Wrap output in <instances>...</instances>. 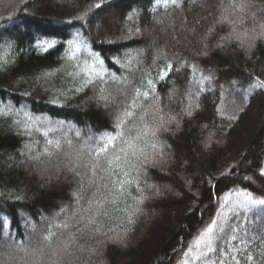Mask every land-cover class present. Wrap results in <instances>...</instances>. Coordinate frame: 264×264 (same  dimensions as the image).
I'll return each instance as SVG.
<instances>
[{"label":"trees","instance_id":"obj_1","mask_svg":"<svg viewBox=\"0 0 264 264\" xmlns=\"http://www.w3.org/2000/svg\"><path fill=\"white\" fill-rule=\"evenodd\" d=\"M261 80L264 0H0V264H264Z\"/></svg>","mask_w":264,"mask_h":264},{"label":"snow or ice","instance_id":"obj_2","mask_svg":"<svg viewBox=\"0 0 264 264\" xmlns=\"http://www.w3.org/2000/svg\"><path fill=\"white\" fill-rule=\"evenodd\" d=\"M171 2H172L173 5H177L178 0H171ZM96 6L99 7V5H96ZM243 7H244V5H241V10H243ZM218 22H227V21H218ZM232 31H235V28H233ZM221 39L224 40V39H227V38L226 37H222ZM168 70H171V66L170 65L168 66ZM89 71L90 72L94 71V69L90 68ZM164 75H167L166 71L164 72ZM161 78H163V77H161ZM147 83L149 85H151L152 81L148 80ZM259 85L264 87V80L259 81ZM143 96L147 98L148 97V93L144 92ZM129 115H131V114H129ZM152 135H155V132H153ZM115 147H116L115 144H113L112 145L113 151L115 150ZM129 147H131V145H129ZM123 151H124V149H121V152H123ZM100 152L108 153L109 152V147L108 146L102 147L100 149ZM100 152H97L95 155L99 156ZM120 160H121V156L120 155H115L114 157L107 158L106 163L108 164L109 167H111V165L114 162H119ZM85 166L89 168V170H90V172L92 173L93 176H95L96 171H97L98 168L102 169V165L100 164L99 161H96L94 164H89V163L86 162ZM92 183H94V181H90V186H91ZM120 190H123V185H121ZM230 196H231V193L225 194V197H224L225 201L230 199ZM250 205H262V206H264V199H254L250 194H248L246 203H241L240 206L241 207H248ZM64 226L66 227V225H64ZM216 227H217V221L213 220L212 223L207 227L205 232L201 233L200 238L197 239V241H196L197 248H199L201 246V244L204 243L205 240H208L209 242L211 241V234L214 232ZM52 235H53L52 233H49L48 236L44 237V240L45 241L51 240ZM208 247H210V243L208 244ZM65 248H67V245H65ZM188 251L191 252L192 249L189 248ZM213 251H215V250L213 249ZM247 260L251 261L252 257L248 256ZM185 264H187V262H185ZM235 264H240L239 260H236Z\"/></svg>","mask_w":264,"mask_h":264}]
</instances>
